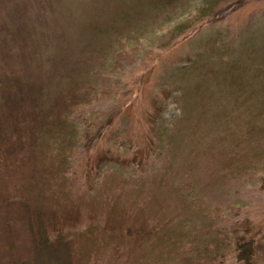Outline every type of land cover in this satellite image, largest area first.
I'll return each instance as SVG.
<instances>
[{
    "label": "rangeland",
    "instance_id": "rangeland-1",
    "mask_svg": "<svg viewBox=\"0 0 264 264\" xmlns=\"http://www.w3.org/2000/svg\"><path fill=\"white\" fill-rule=\"evenodd\" d=\"M19 81L45 124L31 111L13 122ZM24 124L45 164L0 163L1 192L49 210L67 200L73 264H183L182 250L214 264L210 236L215 264H235L241 236L264 264V0H0V133ZM51 163L63 188L36 184ZM57 189L64 199L45 196ZM7 216L2 264H28L21 211ZM100 217L130 235L88 228ZM142 229L153 237L134 245Z\"/></svg>",
    "mask_w": 264,
    "mask_h": 264
},
{
    "label": "trees",
    "instance_id": "trees-1",
    "mask_svg": "<svg viewBox=\"0 0 264 264\" xmlns=\"http://www.w3.org/2000/svg\"><path fill=\"white\" fill-rule=\"evenodd\" d=\"M156 1H158L159 4L172 2V0H156ZM205 9H202V8L200 9V13L202 15H204L203 13ZM23 84H26V83L23 82V83H20V85L19 84L16 85V82H15V86H14L15 88L14 96H15L16 101H14L15 102V112L13 113V115L16 114V112L18 114L14 116L13 122H16V123H17V120H16L17 117L18 119L22 117L24 120L26 119L28 115H30L28 114L30 113V111L34 112V114L31 117L37 116V113L35 112H36V108L38 105V101H36V99L33 97L36 95H32L31 87L28 84H26V86ZM9 99L11 102V98ZM6 101L8 102V100ZM74 105L75 104L72 102H69L68 105H66L65 103L63 106L64 109L62 108L63 109L62 112L59 111V113H61L62 117L64 115V117L66 116L67 118L68 117L67 114L74 107ZM43 106H47V105L44 104ZM39 115H41V113H39L38 116ZM38 116L35 119H31V120L35 121L36 119L37 120L42 119L43 124H45L43 119L46 121V119L48 118L47 117L38 118ZM27 118H30V117H27ZM49 120H50V117H49ZM24 126L26 125L24 124L22 127H20L21 129L17 127L12 128L13 127L12 125L11 127L7 126L5 129H3V132L0 133V136L4 138V144L2 145L0 143V163H2V166L4 165L9 168L10 165L16 166L18 162H20L23 158L28 156L29 159H31V161H35V162L39 161V163L37 162L38 164L35 165V168L41 169V167H43V165L45 164V160H44L45 158L44 156H40L39 155L40 153L38 154L37 152L38 149H40L38 139L36 138L37 134L36 132L33 131L34 136L30 137L29 132H28V127H24ZM7 128H9V130L11 131V134L9 135H6L5 133L7 131ZM22 131H24L25 133L27 131V138H24V136L20 135V132ZM56 165L58 164L51 163L50 166L48 165L46 166V168H43L44 169L42 172L43 175L40 174L41 176H38V179H36V184H38L39 186L42 185L46 187L48 190L49 185L56 183L57 185H52V187L58 188V183L62 182L61 187L63 188L64 187L63 177H62L63 174L61 173L59 177L58 176L56 177L54 174L55 171L49 172V169L51 168L55 169ZM20 166L22 169H25V170L24 172H22L23 177H20L18 179L19 184H20L18 186H24L25 184L24 179L25 178L29 179V176H30L29 174L31 173L32 170L31 168H25L22 165ZM57 190H54L51 194L49 195L46 194L45 196L51 200L53 199L54 195L55 197L62 199L64 193L62 192V190H58V191ZM1 191L2 189L0 187V211H1L0 213L5 214L4 218H6V221H7L6 223L9 224L11 222L7 216V212L9 211V208L16 207L17 209L21 211L23 221L25 222V232L24 233H26V240L27 242H29L28 252L32 254L31 260L29 259L28 262L29 263L32 262L34 264H73L70 254H67L70 252V244L69 242L67 243L64 240L65 237L63 234L65 230L67 229L70 230L73 227H76L78 223V221L76 222L75 220V218H77V214L72 215V211H73L72 206H70L69 204H66L69 202L63 198L64 200L62 201V204L61 205L55 204L54 209L49 210V208L43 207L42 205L39 206V208H36L34 207L33 202L31 203L29 202L28 197L14 198V197L3 195ZM101 218L102 217H100L99 219H96L95 221L91 220L90 221L91 224L88 225V228H93L92 227L93 225H97L95 226V229H97V232L99 231L104 232V233L105 232L106 233L108 232L119 233L120 232L121 234L123 233V230L125 229V236L127 237L130 235L129 229L121 227L122 225L120 224L118 225L119 227L117 225L115 226L112 225V226H107L106 228L105 225L102 224L103 219ZM6 229L7 231H3L4 232L3 234L1 233L2 240L4 239V234L7 235L9 239L8 244L11 247L12 246V237L10 235L11 230L10 228H8V226H6ZM12 233L13 235H16L14 231H12L11 234ZM152 233L153 232L145 231L142 229L141 231L137 233L139 240L136 239L135 241H133L134 245L139 244V243L141 244L143 243V241L149 240V238L151 239L153 237ZM182 235L181 236L179 235L178 240H181L183 238ZM193 239L195 240L196 238L193 237ZM219 241L220 240H218L216 237L210 236V238L206 239L205 242H203L201 245L202 251L206 253L207 251L209 252L210 256L208 258H211V262H214V264L216 260L221 257L220 254H216V252H214V249H218L216 246L220 244ZM72 242L73 241H71V245H72ZM129 242H132V241L128 239L127 241L128 245H129ZM226 244L229 245L227 242ZM181 245L183 246V244ZM182 248L184 249V247ZM230 249H231V246H230ZM233 250H235V253H234L235 254L234 256L235 264H256V248H255L254 242H252L251 239L244 238L243 236L236 238L234 247L232 246V251ZM1 254L3 255L5 254V252H2V250L0 249V264L3 263L1 259L2 258ZM254 255H255V258H254ZM181 259H182L183 264H204V262L202 261L200 262L195 261L193 259V256L190 255V251L187 253L184 250H182Z\"/></svg>",
    "mask_w": 264,
    "mask_h": 264
}]
</instances>
